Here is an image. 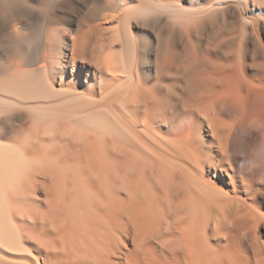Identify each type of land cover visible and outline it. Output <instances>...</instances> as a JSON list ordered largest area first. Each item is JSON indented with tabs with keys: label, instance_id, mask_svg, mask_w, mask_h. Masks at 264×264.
Masks as SVG:
<instances>
[{
	"label": "bare ground",
	"instance_id": "obj_1",
	"mask_svg": "<svg viewBox=\"0 0 264 264\" xmlns=\"http://www.w3.org/2000/svg\"><path fill=\"white\" fill-rule=\"evenodd\" d=\"M160 1L0 0V264H264L261 0Z\"/></svg>",
	"mask_w": 264,
	"mask_h": 264
},
{
	"label": "rangeland",
	"instance_id": "obj_2",
	"mask_svg": "<svg viewBox=\"0 0 264 264\" xmlns=\"http://www.w3.org/2000/svg\"><path fill=\"white\" fill-rule=\"evenodd\" d=\"M164 1V3H167L165 0H161L160 2H163ZM88 2V0H74V5H72V9H71V11H70V9L69 10H67V12H65V13H62V14H60L61 16H60V20H61V18L63 19V20H61V25H59L58 26V28H63V30L60 28V30H62V31H66L67 30V32H66V34H65V31H64V33L61 35V47H63V49H64V52H65V54L69 57V47L71 46V43H72V41L73 40H71V39H73V38H76L77 37V27H78V24L81 22V20L83 19V18H86V19H88L90 16L88 15L89 14V7H88V5H87V7H86V3ZM186 3H187V1L186 0H182L181 1V5H183L182 7H183V9L185 8V6H186ZM249 8H247V10L245 11H242V15H240V17L242 18L241 20H243L242 21V23L244 22L245 24H247L249 21H254L255 23H256V28H255V30H256V33H257V35H258V37H259V40H260V42H262L261 43V46L262 47H264V1H252L250 4H249V6H248ZM76 10H75V9ZM34 9V8H33ZM74 9V10H73ZM35 11L37 12V11H39V10H37V9H35L34 10V14L32 13V20L34 21V22H36L37 23V21L39 20L37 17H40V15H39V12H37L36 14H35ZM88 11V12H87ZM165 12H167V11H165ZM84 13V14H83ZM37 16V15H39V16H37L36 18V20L37 21H35V19H34V17L35 16ZM81 15V16H80ZM34 16V17H33ZM240 17H239V19L238 20H240ZM139 19V18H138ZM137 19V20H138ZM245 19H246V22H245ZM134 20V21H133ZM142 20H145V18L143 19L142 18ZM240 20V21H241ZM120 21V20H119ZM121 22V21H120ZM140 22H143V21H141V20H139V21H135V19H133V18H131L130 19V23H129V26H126L127 24H125V23H123V22H121V23H119L118 22V20H111V21H107V23H106V21H105V23L103 22V24H102V26H104L106 29H108V30H105V32L107 33V35L109 34V35H111L112 33L114 34V33H116V32H114V31H116L117 29V32H119V31H121L120 33L121 34H124L125 32H127V33H129V32H131V34H133V33H135L134 35H138V36H140V34H141V36H142V34L144 33L142 30H141V26L139 27V26H137V24L139 23V24H141ZM172 22H175V21H172ZM178 21H176L175 23H177ZM36 23H33L32 22V32H33V30H34V28L36 27ZM114 23H115V25H114ZM80 25V24H79ZM112 25H114V26H112ZM131 25V26H130ZM62 26H64V27H66V28H64V27H62ZM137 26V27H136ZM110 27V28H109ZM117 27V28H116ZM125 27H129V29L127 30ZM135 27V28H134ZM116 30H115V29ZM140 28V29H139ZM175 28H178V26L177 25H175ZM137 29V30H136ZM71 30V31H70ZM131 30V31H130ZM139 30V31H138ZM123 32V33H122ZM139 34H138V33ZM142 32V33H141ZM105 33V34H106ZM127 33H125V34H127ZM71 34H73V35H71ZM117 34V33H116ZM124 34V35H125ZM144 36V35H143ZM71 37V38H70ZM247 37H248V39H250V37L247 35ZM64 39V40H63ZM252 42V41H251ZM255 44V43H254ZM252 45V44H251ZM250 45V46H251ZM117 48H118V46H116ZM252 47V46H251ZM263 49V48H262ZM262 52H263V50H262ZM61 61V60H60ZM79 65H81V63L80 64H78V66ZM82 81H84V77H82ZM262 209H263V207H262ZM264 238H262V245H263V247H264V240H263Z\"/></svg>",
	"mask_w": 264,
	"mask_h": 264
}]
</instances>
